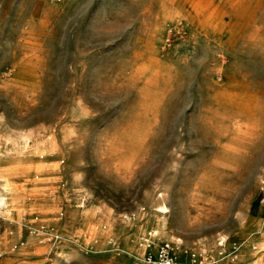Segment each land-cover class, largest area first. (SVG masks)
I'll return each instance as SVG.
<instances>
[{
  "label": "rangeland",
  "instance_id": "rangeland-1",
  "mask_svg": "<svg viewBox=\"0 0 264 264\" xmlns=\"http://www.w3.org/2000/svg\"><path fill=\"white\" fill-rule=\"evenodd\" d=\"M264 264V0H0V264Z\"/></svg>",
  "mask_w": 264,
  "mask_h": 264
},
{
  "label": "built area",
  "instance_id": "built-area-1",
  "mask_svg": "<svg viewBox=\"0 0 264 264\" xmlns=\"http://www.w3.org/2000/svg\"><path fill=\"white\" fill-rule=\"evenodd\" d=\"M61 1V0H57ZM165 247L160 249L159 251V259L162 261V264H174L170 258H168L167 253H166Z\"/></svg>",
  "mask_w": 264,
  "mask_h": 264
}]
</instances>
